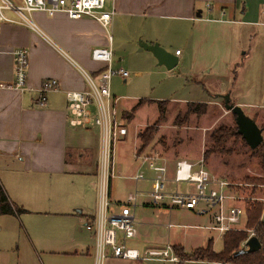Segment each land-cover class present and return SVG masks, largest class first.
I'll list each match as a JSON object with an SVG mask.
<instances>
[{"label": "crops", "instance_id": "crops-1", "mask_svg": "<svg viewBox=\"0 0 264 264\" xmlns=\"http://www.w3.org/2000/svg\"><path fill=\"white\" fill-rule=\"evenodd\" d=\"M105 8L106 11H115L108 28L90 18L71 20L65 14L48 17L44 13H33L29 17L39 29V33H35L19 24L20 18L13 11H5L4 16L15 23L1 24L0 180L5 183L9 198L18 204L23 203L20 194L32 188L53 193L54 197L49 202H53L52 208L46 206L44 215L73 220L68 221L70 226L48 238L41 247L46 264L62 263L61 260L95 264L94 239L85 225L99 208L100 159L91 169L92 159L88 153L93 139H97L95 131L91 132L96 129L89 130L93 126H70L66 95L87 90L83 71L97 80L104 70L105 65L93 61L91 54L99 48L112 49L114 38L111 36L110 43L109 29L117 35L136 29L159 32L173 27L189 28L192 33L202 35L209 30L214 31L217 55L222 60L220 65H224L222 75L226 79L234 68L240 66V72L244 71L243 60L249 53H241L242 45L251 43L254 49L264 42V0H109ZM157 39L156 36L147 38L140 45H159L155 43ZM188 45L191 46L190 40ZM17 49L29 51L24 91L14 89L13 53ZM178 51L170 54L177 58L179 64L183 52L177 54ZM48 80L57 81L58 90L48 93L46 106L40 107L36 104L39 90ZM232 92H227L230 99ZM219 93L218 97L223 98L226 91ZM233 101L235 106L244 109L243 102ZM97 130L100 135L97 145L101 148V131ZM98 153L100 155L99 148ZM183 160L186 159L176 163ZM175 165H167L169 171L173 172ZM86 177L93 180V188L88 191L81 184L77 186L79 178ZM134 184L137 188L138 183ZM149 189L145 187L141 191ZM43 199L39 200L41 206ZM111 201L119 204L127 200L114 201L111 194ZM24 207L30 209L29 206ZM81 228L91 235L90 243L82 237ZM103 264H142V261L108 258Z\"/></svg>", "mask_w": 264, "mask_h": 264}, {"label": "rangeland", "instance_id": "rangeland-1", "mask_svg": "<svg viewBox=\"0 0 264 264\" xmlns=\"http://www.w3.org/2000/svg\"><path fill=\"white\" fill-rule=\"evenodd\" d=\"M109 30L114 38L112 69L124 70L129 74L125 80L116 75L110 83L111 95L118 100L117 108L122 118L131 114L132 108L139 100H144L139 110L134 113V117L128 122L123 118L129 135L115 145L112 199L125 201L130 194L136 192V189L141 191L145 187L147 189L150 187V182H138L136 188L135 181H127L125 178H130L140 171L148 178L153 176L147 168L139 169L140 161L136 156L142 154L170 167L180 159L193 163L203 160L206 168L217 180L229 184L228 195L234 199L228 200L229 206L246 208L247 202L255 199L261 201L260 199L264 198V185L245 182L246 178L256 180L257 183L264 181V172L258 160L251 157V149L247 144L245 146L241 142H229L227 146L233 150L231 156L214 154L205 160L204 152L211 144L210 135L214 130L223 126L237 127L234 116L225 109L224 99L218 97L220 91H226L224 96L229 95L227 92L233 91L230 100H238L245 104L244 113L263 130L264 138V42L254 49L251 43L242 45L241 53H249L243 60L244 71L240 72V66L234 68L235 71H231L226 79V76L222 75L225 68L224 65H220L222 60L217 55L214 31L209 30L202 35L192 33L189 28L173 27L159 32L136 29L123 31L117 35ZM155 36L158 38L155 43H159L167 52L175 53L176 50L183 52L182 60L171 71L165 66H160L153 53L140 50L142 42ZM196 36L197 41L194 42ZM189 40L191 46L188 45ZM149 100L169 102L166 119L158 127L155 125L158 118L157 108ZM232 101L231 104L235 105ZM188 103L210 105L206 115L199 118L191 116L184 120ZM178 115L184 122L182 126L176 127L174 122ZM148 127L157 129V132L152 142L140 154L137 135ZM89 130L95 131L96 138L100 139L97 128L93 126L89 127ZM97 139H93L88 150L92 159L91 169L96 167L100 159L98 148L100 152L101 148L97 145ZM79 179L78 187L81 184L86 191L93 188L92 179L87 177ZM0 188L6 194L9 203L15 207L13 214L0 215V264H46L40 252L41 247L46 244L48 238L70 226L68 221L73 220L44 215L46 206L52 208L53 202H49L54 197L53 193L32 188L20 194L23 203L18 204L9 198L4 181L0 180ZM170 188L173 190L176 186L172 184ZM191 188L178 186L180 190ZM40 199H43L42 206ZM148 200L147 197L138 198L139 206L136 209L130 206L131 212L135 214L139 232L137 240L131 244L133 247L143 252L146 248L179 245L186 253H192L198 248L205 247L208 240L213 239L214 251H222L223 235L209 230V227L214 225V209L210 214L201 215L193 211L142 205ZM25 205L29 206L28 209L31 211L26 209ZM20 209L25 212H21ZM245 224L246 220L242 217L235 230H244ZM168 225H172L173 228L169 229ZM81 230L82 237L90 243L91 235L83 228ZM251 233L252 231H248L249 236ZM61 261L63 262L58 264H80L77 260ZM182 263L180 260L176 264ZM142 264L175 263L142 261ZM183 264L204 263L187 261Z\"/></svg>", "mask_w": 264, "mask_h": 264}, {"label": "built area", "instance_id": "built-area-1", "mask_svg": "<svg viewBox=\"0 0 264 264\" xmlns=\"http://www.w3.org/2000/svg\"><path fill=\"white\" fill-rule=\"evenodd\" d=\"M109 0H0V34L1 24L15 23L8 21L5 11L15 12L19 24L29 27L39 33L38 27L31 21L33 13H44L48 17L65 14L71 20L90 18L108 28L115 11H106ZM113 1V0H110ZM112 43V37L109 36ZM177 54H180L178 51ZM15 67L14 89L24 91L27 85V71L29 67V51L17 49L13 53ZM93 61L104 64L105 68L98 75V79L87 75L84 71L88 88L83 92H68L69 124L74 128L94 126L101 131V152L99 168V208L94 218L86 223L85 229L92 234L95 248V264H103L108 258L129 261H159L179 263V257L174 253L173 245L161 248H146L143 252L131 244L139 236L134 213L130 206H137L138 198L147 197L144 205L165 209H181L198 212L199 214L214 213V225L209 230L221 233L223 236L235 230L243 217L244 208L229 206L228 200H234L228 195L229 184L217 180L203 160L192 163L179 161L173 172L167 165L157 162L147 155L137 157L140 169L147 168L152 177L140 171L132 177H125L127 181L150 182V189L130 194L125 203L114 204L111 201V186L115 178L114 151L115 145L128 135V128L117 108L118 100L110 92V83L114 76L123 79L129 77L124 70L114 71L111 67L113 53L111 48H99L92 51ZM58 90L55 80L44 81L39 90L36 104L44 107L47 104V94ZM94 107V111L93 108ZM174 184L176 189L171 190ZM191 186V189H178V186ZM264 202V198L260 199ZM131 202L133 204L131 205ZM168 228H173L168 225ZM252 237V236H251ZM250 237V238H251ZM223 238V237H222ZM249 238V239H250Z\"/></svg>", "mask_w": 264, "mask_h": 264}, {"label": "trees", "instance_id": "trees-1", "mask_svg": "<svg viewBox=\"0 0 264 264\" xmlns=\"http://www.w3.org/2000/svg\"><path fill=\"white\" fill-rule=\"evenodd\" d=\"M149 101L156 105L158 118L155 125L158 127V125L160 126V124L166 119L169 102ZM143 102L144 100H139L132 108L131 114H127L126 118H123L128 122V120L134 117V113L139 110ZM208 106L209 105L207 103H188L186 105L184 120H188L191 116L199 118L206 115ZM183 122L184 121L180 120V115H178L175 119L174 126H182L181 124ZM237 130V127L226 126L219 127L214 130L210 135L211 144L204 152V159L207 160L214 154L231 156L233 154V150L227 146V144L231 141L241 142L245 145V141L240 135H238ZM156 132L157 129L148 127L144 131L138 133L137 138L140 142L138 153H143V151L152 142ZM141 155H138L137 157H140ZM251 157L258 160L259 165L264 172V141L256 150H251ZM245 182L246 184L252 185H264V181L257 183L256 180H252L250 178H246ZM146 206L149 205H145V207ZM14 211L15 207L9 203V199L0 188V215L13 214ZM20 211L25 212L23 209H20ZM243 218L246 220L245 229L232 230L226 233L222 238V251L215 252L213 248V239H210L205 247L198 248L192 253H186L181 246L175 245L173 246L174 253L179 257L181 263L189 261L204 264H264V202L259 201L258 199H255L252 202H247L246 208H244ZM248 231H252L250 236ZM251 236L256 237L259 240L261 249L255 253L235 256L236 253L246 247V242Z\"/></svg>", "mask_w": 264, "mask_h": 264}, {"label": "water", "instance_id": "water-1", "mask_svg": "<svg viewBox=\"0 0 264 264\" xmlns=\"http://www.w3.org/2000/svg\"><path fill=\"white\" fill-rule=\"evenodd\" d=\"M200 16V15H199ZM141 51H149L153 53V55L158 60L160 66H165L169 71L173 70L177 64L178 60L176 57L171 55L170 53L163 50L159 45H140ZM225 102V109L227 112H230L235 116L237 133L242 137L248 147L254 151L260 145H262L263 138V130L260 129L256 122L251 118L247 117L244 113L243 109L239 106H235L231 104L230 96L223 97ZM261 249V244L256 237H251L247 243L246 247L236 253L235 256H241L245 254L255 253Z\"/></svg>", "mask_w": 264, "mask_h": 264}]
</instances>
